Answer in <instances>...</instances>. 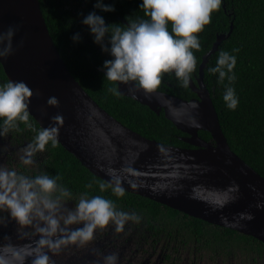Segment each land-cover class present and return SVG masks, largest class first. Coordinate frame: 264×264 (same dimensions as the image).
<instances>
[{
    "label": "trees",
    "instance_id": "16d2710c",
    "mask_svg": "<svg viewBox=\"0 0 264 264\" xmlns=\"http://www.w3.org/2000/svg\"><path fill=\"white\" fill-rule=\"evenodd\" d=\"M104 2L114 4L115 11L95 9L96 0H40L51 36L64 61L98 104L124 125L164 144L188 146L183 140L185 133L165 116L164 111L158 114L130 96L121 94L117 97L108 91L112 87L118 88L117 82L104 79L102 65L111 57L93 42L88 27L81 22L83 16L96 11L106 23L122 24L128 23V16L135 20L147 17L139 7L142 0ZM77 32L82 39L75 43L71 37ZM229 32L230 35L210 55L204 69V81L231 148L264 176V0H223L220 9L212 13L211 23L198 34L201 48L193 50L197 63L192 77L199 75L203 56L212 49L218 35ZM233 49H239V52L233 53ZM220 51L237 56L236 80L232 86L239 96V105L234 111L223 101L225 88L218 82V74L209 71L216 65ZM7 81L9 78L0 61V84ZM224 83L227 84V80ZM159 89L184 98L193 96L188 92L190 88L180 86L174 74H164ZM42 129L30 114L28 123L18 122L8 133L22 139L20 143L33 142ZM199 134L211 138L208 131L202 130ZM42 154L35 174L28 175L58 174L60 183L72 192L69 202L77 203L85 194L89 198L102 195L111 199L118 210L141 216L139 223L128 221L124 226L137 231V242L144 241V256L152 254L156 258V250L161 247L166 254L158 262L163 261V264L171 261L172 256H176L174 261L179 263L185 254L207 259L208 264H264V242L253 235L196 218L126 190L123 197H117L110 188L101 192L99 184L108 182L92 173L59 142L54 148L49 143ZM89 183L92 187L86 188Z\"/></svg>",
    "mask_w": 264,
    "mask_h": 264
},
{
    "label": "water",
    "instance_id": "95a60500",
    "mask_svg": "<svg viewBox=\"0 0 264 264\" xmlns=\"http://www.w3.org/2000/svg\"><path fill=\"white\" fill-rule=\"evenodd\" d=\"M18 26L14 53L0 60L9 80L33 90L29 112L42 128L56 126L58 141L96 176H114L129 192L139 194L205 221L253 235L264 242V176L230 146L211 93L204 83L205 66L220 43L219 34L203 56L199 98L187 100L162 90L148 93L136 82L118 83L121 94L148 105L187 133L197 148L172 146L127 127L84 89L55 44L40 0H0V31ZM23 40V46L20 42ZM58 98V106L47 103ZM57 115L62 120L56 121ZM100 129V132L94 128ZM208 131L205 140L200 131ZM103 135V136H102ZM102 138L111 148L108 155ZM137 148L129 159L124 148Z\"/></svg>",
    "mask_w": 264,
    "mask_h": 264
},
{
    "label": "clouds",
    "instance_id": "9594fccd",
    "mask_svg": "<svg viewBox=\"0 0 264 264\" xmlns=\"http://www.w3.org/2000/svg\"><path fill=\"white\" fill-rule=\"evenodd\" d=\"M222 3L223 0H142L139 7L147 19L135 20L128 16L127 24L106 23L103 16L92 11L83 16L81 22L88 27L93 42L111 57L102 65L104 79L124 84L136 82L138 87L152 93L161 87L164 74H174L180 86H189L197 63L193 50L201 48L198 34L211 23L212 13L219 10ZM93 7L104 12L115 11L114 4L104 0H96ZM17 31L18 26L13 25L0 31V60L14 53L13 39ZM71 39L78 43L82 37L77 32ZM232 52L237 53L239 49ZM236 64V55L220 51L216 65L209 68L211 73L218 74V82L224 84L223 101L233 111L239 105V96L232 86L236 80ZM108 91L117 97L121 95L117 87ZM32 95L33 90L24 81L9 80L0 84V137L18 122H29ZM47 103L58 106L59 101L52 96ZM53 119L60 121L62 117L57 115ZM58 142L55 125L38 131L34 141L23 148V164L32 165L36 153L44 152L49 143L56 147ZM60 180L58 174L28 176L0 165V212H7V218L0 217V225L6 227L5 220L11 219L18 225V232L31 230L23 233L22 238L38 237L22 246L0 245V264H26L30 257V264H53L49 251L58 254L68 245L86 246L95 239L98 229L110 223L119 232L128 221L140 222L141 216L118 210L111 199L102 195L89 198L85 194L74 207H67L72 192ZM85 187L91 188L92 184ZM109 188L117 197L125 195L117 176L99 184L101 192ZM103 264H118V255L104 256Z\"/></svg>",
    "mask_w": 264,
    "mask_h": 264
},
{
    "label": "flooded vegetation",
    "instance_id": "af4514ba",
    "mask_svg": "<svg viewBox=\"0 0 264 264\" xmlns=\"http://www.w3.org/2000/svg\"><path fill=\"white\" fill-rule=\"evenodd\" d=\"M191 78L194 80L197 87H201V86H199L200 72H199V75L194 74V77H191ZM204 83H205V81H204ZM188 88H190V90L188 92L193 93V96H190V98H184V97L178 96L176 94H172V95H176L178 97H181V98H184L187 100L199 98V94L195 91V88L193 86H191L189 84ZM158 90H160V89H158ZM162 91H164V90H162ZM165 92H167V91H165ZM186 136H188L187 133H185V135L183 136V140ZM2 137H6L8 142L10 144H12L14 147H16V150L13 151L14 153H7L8 155L6 154L5 160H0V165H3V162H7L6 167L10 168V169H15L18 173H22L25 175L35 174L34 173V171H36L35 168L38 167L37 164L42 159V155H43L42 152L36 153V155L33 157L34 163L30 166H26L23 164V162L21 160V156L23 155V148L28 143H30L31 141L25 140L23 143H20L22 141V139H18L17 137H14L12 133L11 134L7 133L6 135H4ZM202 138L205 140H208V141L211 140V138L210 139H206L204 137H202ZM185 142L188 145L185 148H197L196 145H192V144L188 143L187 141H185ZM9 154L11 156H9ZM66 203H67V207H69V208H72L75 206V202L67 201ZM0 217L7 218V212H0ZM5 222L7 223L6 227L3 225H0V245L12 243L16 246H22L24 244L32 243L36 239H38V237H36L34 235H29L25 238H22L23 233L30 232L31 230L30 229H20V231L18 232L17 231L18 225L15 223L14 220H11V219L7 220L6 219ZM74 227H78V226H74ZM111 228H116V226L114 224H112V225L106 227L105 229H103V233L101 236H103V237L106 236L110 232ZM123 231L125 233H127V235H126L127 241L133 242V245L130 249V253H129V257H128V261L130 264H163V261L158 262V259L160 257L164 258V255L166 254L164 252L163 248L159 247L156 250V254H157L156 258H155V255H152V254H149L148 256H144L143 246H145V243L142 240L137 242V239H138V236L136 237L137 231L135 229H132L130 227H125V226L123 228ZM114 233H115V237L118 238V236L116 235V232H114ZM72 246L73 245H68L66 247H63L58 254L55 252L49 251L48 254H49L53 264H91L92 263V260L94 257L90 256V257L84 258L81 255L78 257L77 253H81L82 250L78 251L75 249V246L74 247H72ZM70 251H74V252L69 254L68 252H70ZM146 253L148 254V252H146ZM175 258H176V256H172L171 261L166 262V264H174V263L175 264H182L185 259L192 260L193 264L208 263L207 259H201V258L194 257V256L191 257V256H189V254H185L183 259L179 263H176L174 261ZM31 259H32L31 257L28 258V261H26V264H30ZM129 263L127 262V264H129Z\"/></svg>",
    "mask_w": 264,
    "mask_h": 264
},
{
    "label": "rangeland",
    "instance_id": "374dc122",
    "mask_svg": "<svg viewBox=\"0 0 264 264\" xmlns=\"http://www.w3.org/2000/svg\"><path fill=\"white\" fill-rule=\"evenodd\" d=\"M14 150H16V147L10 144L6 137H0V160H5L6 154L14 153ZM9 156L11 155L9 154ZM3 165L6 167L7 162H3ZM110 225L112 224H109L108 226ZM74 226L76 225H73L72 227ZM114 232H116L118 238L115 237ZM102 233L103 229H98L95 233V239L86 246L77 247L76 245H73L72 247L75 246L76 250H82L81 253H77V256L79 257L81 255L84 258L92 256L94 258L91 264H103L104 256L115 253L118 255V264H127V262L129 263L128 257L133 242L127 241V233H125L123 230L118 232L116 231V228H111L110 232L104 237L101 236ZM72 252L74 251H70L68 253L71 254ZM182 264H193V262L190 259H185Z\"/></svg>",
    "mask_w": 264,
    "mask_h": 264
},
{
    "label": "bare ground",
    "instance_id": "6f19581e",
    "mask_svg": "<svg viewBox=\"0 0 264 264\" xmlns=\"http://www.w3.org/2000/svg\"><path fill=\"white\" fill-rule=\"evenodd\" d=\"M94 128H96V130H98L100 132V129L97 126L94 125ZM102 141H103L105 147L108 150V155L113 159L114 156H113V153L111 151V148H110L107 140L105 138H102ZM136 151H137V148H129V147H125L124 148V152L127 154V156L129 157V159H132L133 158V156H134V154H135Z\"/></svg>",
    "mask_w": 264,
    "mask_h": 264
}]
</instances>
